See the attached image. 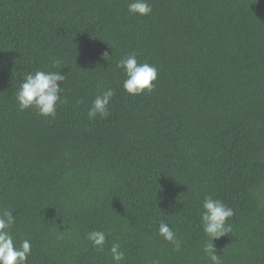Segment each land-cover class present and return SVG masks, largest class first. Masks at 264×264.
<instances>
[{
    "label": "trees",
    "instance_id": "obj_1",
    "mask_svg": "<svg viewBox=\"0 0 264 264\" xmlns=\"http://www.w3.org/2000/svg\"><path fill=\"white\" fill-rule=\"evenodd\" d=\"M129 2L0 0V212L15 245L31 241L28 264H115L113 243L122 264H211V196L234 210L221 264H264V0H149V16ZM132 53L158 69L150 93L123 88ZM36 70L66 75L54 118L18 107ZM108 88L110 116L89 119Z\"/></svg>",
    "mask_w": 264,
    "mask_h": 264
},
{
    "label": "clouds",
    "instance_id": "obj_2",
    "mask_svg": "<svg viewBox=\"0 0 264 264\" xmlns=\"http://www.w3.org/2000/svg\"><path fill=\"white\" fill-rule=\"evenodd\" d=\"M128 11L133 15L149 16L153 9L149 0H131L128 3ZM109 57L107 51L102 54V59L109 60ZM60 65V60H53V67L59 68ZM116 66L125 74L123 88L128 94L137 96L146 91L149 93L153 91L154 82L158 79V69L154 65L138 62L136 55L132 53L123 57ZM65 79L66 75L61 74L60 71L36 70L34 73L25 74L23 82L15 93L18 107L21 111L35 108L39 115L54 118L57 105L66 103V99L61 95L64 91L62 85ZM114 95L115 90L111 88L97 94L88 110L89 119H95L97 115L108 118L110 101ZM202 209L200 215L203 231L210 241L204 245L203 251L211 264H221L214 241L232 233L231 225L227 221L234 216V210L211 196L204 199ZM14 224L15 217L11 211L0 212V264H28L32 252L31 241L25 239L16 246L11 231ZM158 232L165 241L173 244L176 250L180 249L181 240L163 220L159 222ZM87 239L91 241L93 247L103 250L107 237L105 232L94 230L87 233ZM110 252L115 264H122L125 260V253L119 243H113ZM153 264H159V261H153Z\"/></svg>",
    "mask_w": 264,
    "mask_h": 264
}]
</instances>
